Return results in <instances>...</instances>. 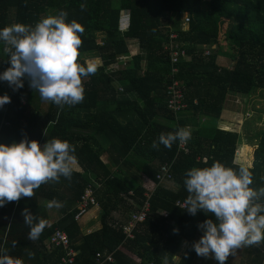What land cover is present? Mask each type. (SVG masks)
<instances>
[{
    "label": "trees",
    "instance_id": "trees-1",
    "mask_svg": "<svg viewBox=\"0 0 264 264\" xmlns=\"http://www.w3.org/2000/svg\"><path fill=\"white\" fill-rule=\"evenodd\" d=\"M61 10L68 13L67 23L75 20L85 29L78 63L86 67L82 57L90 55L100 61L97 72L82 78V103L61 109L48 102L46 111L27 77L15 91L0 80V96L6 94L11 100L0 107V144L10 146L25 138L41 146L54 138L67 141L75 148L76 170L71 181L61 177L58 183L42 184L31 198L0 207V214L10 221L0 236V252L21 264H58L64 252L46 248L57 229L69 237L73 264H97V254L113 258L102 264H163L164 256L170 261L183 240L190 243L187 254L192 252L198 225L207 219L215 222V217L202 210L193 216L175 202H184L188 195L183 181L189 169L220 162L239 170L234 161L242 135L219 129L218 124L230 95L264 91V0H0V29L17 23L35 26ZM125 11L129 30L122 33L119 26ZM183 13L191 16L188 29L181 24ZM171 33L178 39L171 40ZM133 46L135 54L130 51ZM176 46L185 56L173 64ZM3 47L0 42V73L11 66ZM203 47L214 51L204 56ZM122 56L127 57L126 65L115 68ZM220 57L232 64L219 63ZM173 82L186 96V111L168 108L166 93ZM182 127L191 131L188 153L179 151V141L171 149L151 148L161 133ZM256 140L250 187L259 190L264 187V131ZM166 162L171 164L175 188L159 184L147 198L137 180H155L159 166ZM129 174L134 179L130 182ZM89 183L100 228L83 234L75 216ZM53 199L63 202L64 208L61 218L50 224L48 207L40 201ZM146 201L147 217L136 227L134 238L127 239L123 228ZM25 208L46 221L35 241L28 239L30 228L21 215ZM260 245L251 246L244 264L263 262L264 242ZM29 253L34 255L30 258Z\"/></svg>",
    "mask_w": 264,
    "mask_h": 264
},
{
    "label": "clouds",
    "instance_id": "clouds-1",
    "mask_svg": "<svg viewBox=\"0 0 264 264\" xmlns=\"http://www.w3.org/2000/svg\"><path fill=\"white\" fill-rule=\"evenodd\" d=\"M80 7L84 11L87 6ZM67 15L61 10L58 15L42 18L35 26L17 23L0 29L3 52L11 65L0 73V80L8 82L15 91L24 86L23 78L27 77L30 88L39 93L42 101L61 109L83 102L82 78L95 75L98 69L92 62L86 67L78 63L85 29L75 20L67 23ZM10 102L8 95L0 96V107ZM190 139V129L182 127L161 133L151 148L159 150L163 145L171 149L175 142L186 144ZM74 153V146L58 138L43 146L27 138L10 146L0 144V207L19 202L22 197L31 198L42 184L58 183L61 177L71 181L77 166ZM183 183L188 193L183 208L193 216L202 210L215 217V222L207 219L198 225L203 235L192 245L198 256L212 257L225 264L237 249L264 242V202H261L264 187L259 190L250 187L253 174L248 167L240 166L237 171L220 162L210 167H193L185 173ZM47 207L60 209L64 204L53 199ZM21 215L30 228L28 239L37 240L46 221L38 219L28 208ZM33 255L29 253L30 258ZM0 264H21V261L3 251ZM163 264H169L167 255Z\"/></svg>",
    "mask_w": 264,
    "mask_h": 264
},
{
    "label": "built area",
    "instance_id": "built-area-1",
    "mask_svg": "<svg viewBox=\"0 0 264 264\" xmlns=\"http://www.w3.org/2000/svg\"><path fill=\"white\" fill-rule=\"evenodd\" d=\"M191 22V16L188 13H183L181 16V24L185 29H188V26ZM119 30L122 33H125L129 30V17H128V11H125L122 13V18L119 26ZM171 40H177L178 36L176 33H171L170 35ZM131 49V48H130ZM173 58H171L172 63L175 64L178 62L180 56H185V52H179L178 46L175 48ZM178 50V51H177ZM203 55L209 56L213 53L214 50L208 49L207 47H203ZM127 60V57L122 56L119 58V61L116 65H114L115 68H119L122 62H125ZM126 65V62H125ZM176 71V70H174ZM180 88V84L177 82H173L167 89V96L169 97L168 101V108L173 110L174 112L179 111H186L188 109V104L186 103V96L183 93V91ZM190 129V127H187ZM178 149L181 152L188 153V150L186 148V144H180L178 145ZM238 152V151H237ZM206 157H203V160H206ZM172 172H171V164L170 163H163L159 166V169L155 175V180H150L153 187L166 182L171 181L172 182ZM151 187V186H150ZM154 187V188H155ZM148 189V188H145ZM148 190H151L150 188ZM153 192V191H152ZM150 191L145 193V196L147 198L150 197L151 193ZM184 202L176 201L175 206L180 208L183 211H187L186 208H183ZM98 206L97 201L94 197V190L93 185L91 183L87 184L82 195L80 196L77 207H78V214L75 216V220L79 222L87 213L88 211ZM149 211V204L146 201L144 205L142 206V209L131 214L130 220L123 228V233L125 234L127 239H133L134 238V231L136 230V227L139 224H142L148 214ZM163 216H166L165 214ZM46 248L51 252L57 249H61L64 252V255L61 257L58 264H73L75 261V252L71 248V243L69 240V237L67 233L63 230L57 229L55 233L46 241ZM105 261L111 262L113 261V258H111L110 255H107L104 259H102V256L99 254L96 255V263L102 264ZM261 264H264V258L263 262Z\"/></svg>",
    "mask_w": 264,
    "mask_h": 264
},
{
    "label": "rangeland",
    "instance_id": "rangeland-1",
    "mask_svg": "<svg viewBox=\"0 0 264 264\" xmlns=\"http://www.w3.org/2000/svg\"><path fill=\"white\" fill-rule=\"evenodd\" d=\"M130 51H131V54H135V52L137 51V49H136V46H133V47H131V49H130ZM83 59H85L86 61H87V63L88 62H92V63H95V64H97V65H99L100 64V61L98 60V59H95V58H92V57H90V55H85V56H83L82 57ZM126 62V61H125ZM125 62H122V64L120 65V67H124L125 66ZM222 63L223 65H230V64H232L229 60H224V58H222V57H220V60H219V63ZM32 91L33 92H35L33 89H32ZM259 95V94H258ZM259 96H261V99H263L264 100V92L263 93H261V95H259ZM236 97L234 96V95H230L229 96V101H226V104H225V106L228 104L229 106H231L232 104H234V105H240L241 107H242V109H241V112L240 111H238L239 112V114H241V116L242 117H240L239 119H237V120H235V117H232V118H230V116L232 115V109L230 110V116L229 115H227L230 119H227L226 118V120L225 121H227L226 123H223V124H220L219 125V127L220 128H223V129H226V131H228V132H234V133H236V134H240V133H242L243 132V128H244V126H246V128H252V127H256L257 128V131H255V133L253 134V132L252 133H249V137H251L249 140H251L253 137H255V138H253V139H256L258 136H259V133H261L262 131H264V108H263V106H262V109H260V113L259 112H257V111H252L251 110V106L248 108V106H249V104H251L250 103V101H252L253 99H251V98H254L253 96H251V95H241L240 96V98L239 97H237L236 99H235ZM262 104H264L263 103V101H262ZM43 110L44 111H46L47 110V106H48V102H45V101H43ZM237 105V106H238ZM247 105V106H246ZM233 106V105H232ZM246 106V107H245ZM244 107V108H243ZM240 109V108H239ZM255 112V113H254ZM259 118H261V120L262 121H259L258 122V119ZM45 118H44V116H42V118H41V120H40V122L41 123H44L45 122ZM229 121V122H228ZM245 134V133H244ZM246 135V134H245ZM246 142V141H245ZM243 144V143H242ZM251 145V144H250ZM241 147H243V146H241ZM244 148V147H243ZM242 149V148H241ZM254 151H255V147H253V149L251 150V148H247L246 150H245V153H246V155L247 154H250V155H252L253 153H254ZM245 153H243V157L245 156ZM238 155H236V157H237ZM240 156H241V154H240ZM248 156V155H247ZM246 157V156H245ZM102 159L104 160V161H106V157H105V155H103L102 156ZM126 178H127V181H129L130 182V178H131V180H134L132 177H131V175L129 174V175H127L126 176ZM136 178H138V176H136ZM141 178V177H140ZM145 179V181L147 182V180H146V178H144ZM134 182V181H133ZM142 183V178L140 179V181L139 180H137V183ZM161 185H164V186H166V187H171V188H175V184L173 183V182H171V181H166V182H163V183H161L160 184V186ZM155 187V186H154ZM153 187V185H152V183H151V190H148V189H146L147 190V192H149L150 193V191L152 192L153 190H155V188ZM48 202L49 201H46L45 203H43V201H40V203L41 204H43V205H45L46 207H47V204H48ZM63 208L64 207H62V208H60V209H56V208H51V209H49V213H51V215H52V222L53 221H57L59 218H61V216L63 215V213H62V210H63ZM93 208H95V210H94V212H90L89 214L90 215H93L94 217H97L98 216V214H99V208H98V206H96V207H93ZM89 212V211H88ZM87 215V214H86ZM85 215V216H86ZM84 216V217H85ZM115 216L117 217V218H120L121 216L118 214V213H115ZM80 225V227H81V229H82V224L81 223H79ZM93 230V229H92ZM91 230V231H92ZM84 232V231H83ZM87 232H89V231H87ZM84 233H86V231L84 232ZM258 247H261V245H259ZM179 249V248H178ZM178 249H177V251H176V253L178 252ZM188 250V249H187ZM187 250H186V252L183 254V259H185V262L186 263H188V261L190 262L189 264H219V262H214V261H211L210 260V258H204V257H201V256H195V254L193 255L192 253H188L187 254V256H186V253H187ZM241 250V249H240ZM237 251V250H236ZM175 253V254H176ZM236 253V252H235ZM175 254H174V256H175ZM191 255H192V259H188V258H191ZM173 256V258L169 261V264H171L172 262H176V258ZM177 256H178V254H177ZM230 256H232V257H234V255H230ZM228 258H230V257H228ZM179 261L181 260V259H178ZM229 263L230 264H244L243 263V261H241L240 263H235V262H230L229 261Z\"/></svg>",
    "mask_w": 264,
    "mask_h": 264
},
{
    "label": "crops",
    "instance_id": "crops-1",
    "mask_svg": "<svg viewBox=\"0 0 264 264\" xmlns=\"http://www.w3.org/2000/svg\"><path fill=\"white\" fill-rule=\"evenodd\" d=\"M264 91H257L255 93H252V94H249L251 96H253L254 98H251L253 99L252 101H250L251 104H249L248 108L251 106V110L253 111H257L260 113V109H262V106L264 108V104H262V101L264 103V100L261 99V93H263ZM259 94V95H258ZM241 96V95H240ZM240 96H235L236 98ZM235 98V99H236ZM229 101V99L227 100ZM233 105V106H232ZM231 106H229L228 104L225 106L224 110H223V113H222V116H221V119L219 121V124H223V123H226L227 121L226 118L228 117L227 115L230 116V110L232 109V115L230 116V118L232 117H235V120L239 119L241 116V114H239L238 111L241 112V109L242 107L240 105H234L232 104ZM247 106V105H246ZM245 106V107H246ZM240 108V109H239ZM244 108V107H243ZM255 113V112H254ZM229 117L227 119H230ZM259 121H262L261 118L258 119V122ZM229 122V121H228ZM219 129H222V130H226V129H223V128H220ZM255 131H257V128L255 127H252L251 129L250 128H246V126H244L243 128V132L240 133V135H242V143L240 144L239 146V150L237 152L236 155H238L237 157L235 156V164L239 165V166H245V167H248L250 169H253L254 167V155H255V151L257 149V140L256 139H253L255 137H253L251 140H249L251 137H249V133H252L253 134L255 133ZM249 132V133H248ZM246 135H245V134ZM246 141V142H245ZM251 144V145H250ZM243 146V147H241ZM253 147H255V151L252 155L250 154H247L245 153V150L247 148H251V150L253 149ZM242 148V149H241ZM240 153H241V156H240ZM243 153H245V156L243 157ZM146 177H143L142 179V185L144 188H150L151 189V181L150 179L146 178L147 182L145 181ZM171 188V187H169ZM43 203H45V201H43ZM95 208H91L89 210V212L87 213V215L85 217H83L79 223L82 224V229L80 227V231L83 233V234H89L91 233L92 231H95L97 229L100 228V223H99V215L97 217H94L93 215H90L89 213L90 212H94ZM48 211H49V208H48ZM49 213V212H48ZM49 216H50V224L51 223H54L55 221L52 222V215L51 213H49ZM60 219V218H59ZM58 219V220H59ZM10 221H9V218L3 216L2 214H0V236L2 235V233L4 232V225L8 224ZM80 225V224H79ZM93 229V230H92ZM92 230V231H91ZM86 231V233L84 232ZM89 231V232H87ZM203 235V230H201L200 228H198V232H197V236H196V239H195V242L198 241L201 236ZM190 243L186 240H183L180 245H179V249H178V252L175 254V258H176V262H172L171 264H189L190 262L188 261V263L185 262V259H183V254L186 252V250L188 249ZM241 249V250H240ZM252 250V247L251 246H246V247H241L239 249H237L236 253L234 254V257L232 256H229L230 258L227 259V261L225 262V264H230V262H237V263H240L241 261H244V259L246 258V256L248 257V253L251 252ZM192 253L193 255L195 254V256H198L196 254V252L194 251V249L192 250ZM178 254V256H177ZM246 254V256H245ZM187 256V255H186ZM194 257V256H193ZM192 255H191V258H188V259H192L193 258ZM211 261H214V262H218L216 261L214 258L212 257H209ZM178 259H181L180 261ZM24 264H31V263H24Z\"/></svg>",
    "mask_w": 264,
    "mask_h": 264
}]
</instances>
